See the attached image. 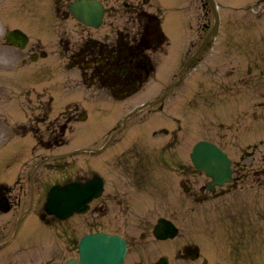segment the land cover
<instances>
[{
	"label": "flooded vegetation",
	"instance_id": "flooded-vegetation-1",
	"mask_svg": "<svg viewBox=\"0 0 264 264\" xmlns=\"http://www.w3.org/2000/svg\"><path fill=\"white\" fill-rule=\"evenodd\" d=\"M199 6L198 22L193 0H0V264H65L93 231L125 238L123 264L264 262V178L237 162L209 189L182 151L184 64L211 28ZM166 172L193 201L187 240L181 202H156ZM97 175L104 188L85 212L48 209L53 186ZM160 217L175 236L155 234Z\"/></svg>",
	"mask_w": 264,
	"mask_h": 264
},
{
	"label": "rangeland",
	"instance_id": "rangeland-1",
	"mask_svg": "<svg viewBox=\"0 0 264 264\" xmlns=\"http://www.w3.org/2000/svg\"><path fill=\"white\" fill-rule=\"evenodd\" d=\"M218 1L223 18L222 32L194 61L193 72L180 87L182 134L186 139L182 151L187 155L196 141L210 139L235 162L246 164L251 175L249 180L255 176V180H259L264 178V0ZM202 3H206L211 26L213 13L208 0H193V16L198 22L201 20L203 13L199 5ZM193 29L200 28L197 25ZM45 38L44 43L51 45L53 38ZM60 90V86H55V93ZM57 107L55 101L54 108ZM18 140L24 141L19 137ZM252 151L253 156H243ZM171 176L166 172L165 188L156 193V202L165 201L167 205L169 201L171 209L181 202L180 208H176V221L187 240L193 232V201L183 190L178 175L175 179ZM199 179L203 181V177ZM262 185L264 187V183ZM205 209V204H197L200 227L206 226L210 219L205 216L210 210Z\"/></svg>",
	"mask_w": 264,
	"mask_h": 264
},
{
	"label": "water",
	"instance_id": "water-1",
	"mask_svg": "<svg viewBox=\"0 0 264 264\" xmlns=\"http://www.w3.org/2000/svg\"><path fill=\"white\" fill-rule=\"evenodd\" d=\"M215 15H216V26L214 30L207 36L203 45L207 40L216 33V28L219 23V15L217 12V6L215 0H211ZM193 161L198 168H203L214 178V182L222 183L223 180L230 178L231 167L230 159L227 154L223 152L215 143L200 140L193 149ZM99 185V184H98ZM98 188L94 183H87L83 186L75 185L72 187H66V195L71 196L73 192H76L78 189L87 192V195L94 194L95 190ZM62 190V189H61ZM98 190H100L98 188ZM85 196V201H87L92 196ZM72 197V196H71ZM63 199L59 201V205L63 206ZM83 200L75 201V203L70 204L69 207H66L67 212H64V209H61L59 206L58 214L63 215L64 213H70L75 209H83ZM81 205V206H80ZM65 209V210H66ZM163 229V228H162ZM161 229V230H162ZM161 231L160 229H158ZM164 231V230H163ZM161 233V232H160ZM160 236H165L166 233H161ZM125 252L124 241L117 236L108 235L105 233H92L85 235L80 242V260L71 259L66 264H120L123 261Z\"/></svg>",
	"mask_w": 264,
	"mask_h": 264
}]
</instances>
